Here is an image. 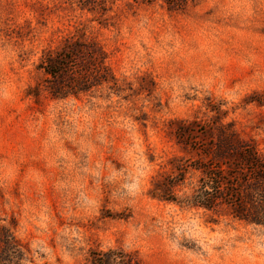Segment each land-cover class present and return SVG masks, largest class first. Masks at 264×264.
<instances>
[{
	"label": "rangeland",
	"instance_id": "1",
	"mask_svg": "<svg viewBox=\"0 0 264 264\" xmlns=\"http://www.w3.org/2000/svg\"><path fill=\"white\" fill-rule=\"evenodd\" d=\"M74 42L110 82L54 100L41 58ZM221 134L264 154V0H0V221L23 264H264L263 227L187 204Z\"/></svg>",
	"mask_w": 264,
	"mask_h": 264
},
{
	"label": "trees",
	"instance_id": "2",
	"mask_svg": "<svg viewBox=\"0 0 264 264\" xmlns=\"http://www.w3.org/2000/svg\"><path fill=\"white\" fill-rule=\"evenodd\" d=\"M107 56L94 42H74L41 58L39 69L51 80L49 94L54 100L79 96L108 84ZM204 164L195 166L201 178L187 200L192 208L214 212L229 208L230 216L247 225L264 228V154L253 141L221 134L214 144L202 151ZM154 198L168 201L156 193ZM29 253L27 244L0 221V264H23ZM115 254L98 253L90 264H132L121 262Z\"/></svg>",
	"mask_w": 264,
	"mask_h": 264
}]
</instances>
